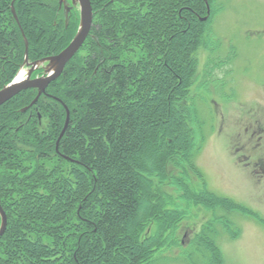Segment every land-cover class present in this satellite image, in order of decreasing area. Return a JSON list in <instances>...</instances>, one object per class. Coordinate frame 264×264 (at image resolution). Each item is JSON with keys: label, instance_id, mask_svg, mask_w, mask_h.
Segmentation results:
<instances>
[{"label": "trees", "instance_id": "trees-1", "mask_svg": "<svg viewBox=\"0 0 264 264\" xmlns=\"http://www.w3.org/2000/svg\"><path fill=\"white\" fill-rule=\"evenodd\" d=\"M23 1L0 0V88L23 63L26 42L32 62L58 53L74 31L71 23L54 25L62 15L57 0H34L42 3L35 9ZM206 2L211 8L212 0H91L87 54L78 60L76 53L65 67L74 79L66 74L63 81L57 82L61 75L50 82L24 113L10 103L31 94L23 101L29 104L33 89L0 106V205L7 219L0 264L151 263L167 218L160 213L158 231L140 240L141 205L147 204L141 194L148 190L144 174L153 169L161 176L171 158L178 167L179 158L189 163L194 144L186 121L199 124L187 88L195 81L198 48L208 41L207 19L201 20ZM34 12H47L45 34L31 19ZM126 51L130 55L121 54ZM40 102L51 121L49 133L37 126L38 117L28 115ZM181 173L160 181L180 186L190 203L211 208V199L190 195ZM221 199L212 202L232 207ZM157 201L149 219L166 199ZM213 224L203 223L196 234L201 263L218 260L210 246Z\"/></svg>", "mask_w": 264, "mask_h": 264}, {"label": "rangeland", "instance_id": "rangeland-1", "mask_svg": "<svg viewBox=\"0 0 264 264\" xmlns=\"http://www.w3.org/2000/svg\"><path fill=\"white\" fill-rule=\"evenodd\" d=\"M23 4L29 8L34 5V9L35 5L42 7L41 1L24 0ZM68 7L69 12L66 11ZM50 8L53 9V5ZM61 11L62 15L53 23L64 21L65 26L73 25L70 42L79 27V5L68 0ZM30 14L45 34L47 12L46 16L41 12ZM203 17L207 19L208 36L204 38L208 41L207 45L202 43L198 48L195 81L187 88L192 102L189 105L199 124L195 128L189 119L186 121L188 127H192L190 130L196 132L189 130L188 134L194 144L189 149V163L179 158L181 169L171 158L162 165L165 171L161 176L155 175L158 172L153 169L144 174L148 190L147 195L141 194L147 204L145 207L143 201L141 205L144 230L140 240L158 231L162 220L159 214L165 211L167 222L159 231L161 236L157 234L160 237L165 234V237L160 247L158 243L152 249L149 264H208L201 263L200 239L196 234L203 223L213 220L216 232L211 233L210 246L214 255H218L216 264H264V0H212L209 12L206 9L201 20ZM93 24L92 17L91 26ZM86 54L87 46L82 45L76 56L79 60ZM121 54L130 55L128 51ZM66 74L74 79L73 70L64 68L57 82L63 81ZM32 96L16 97L17 100L10 104L24 113L32 100L27 105L23 101ZM41 102L28 115L38 117L37 126L49 133L51 121ZM68 106L71 114L74 104L71 102ZM178 171L184 177L181 180L187 181L190 195L197 193L200 198L204 196L222 202L221 198H226L232 207L212 201L211 208L200 206L195 200L190 203L189 199H184L180 186L160 181V177L163 180L166 176L167 179L172 175L176 177ZM159 196L166 202H161L156 211L153 210L155 216L149 219L153 203H158ZM147 205L148 209H144ZM170 212L176 215L175 219L171 220ZM207 234L208 230L204 235ZM43 245L49 246L46 241Z\"/></svg>", "mask_w": 264, "mask_h": 264}, {"label": "water", "instance_id": "water-1", "mask_svg": "<svg viewBox=\"0 0 264 264\" xmlns=\"http://www.w3.org/2000/svg\"><path fill=\"white\" fill-rule=\"evenodd\" d=\"M58 1L59 4L61 5L66 0H58ZM71 2L73 4L77 2L80 5L79 28L73 39L63 50H61L56 55L48 56L42 58L41 60L34 61L31 63L27 62V58H25L24 64L30 67L27 71L25 78L20 80L17 79L16 77L10 83L6 84L0 89V106L28 88L37 90V95L34 97V99L29 105L31 106L32 104H34L35 101L38 99V97L45 92V89L48 86V84L61 74L66 63L77 53V51L85 41L92 24V8H91L90 0H71ZM12 13L14 18L17 19L14 9H12ZM43 63H46L45 66L43 67L44 75L41 77H36L31 79V74L33 70L38 68L39 65ZM66 114H67L66 121L63 129L60 132L58 141L62 137L68 123V117H69L68 109H66ZM0 218H1L0 221V237H1L6 228V215L1 206H0Z\"/></svg>", "mask_w": 264, "mask_h": 264}, {"label": "bare ground", "instance_id": "bare-ground-1", "mask_svg": "<svg viewBox=\"0 0 264 264\" xmlns=\"http://www.w3.org/2000/svg\"><path fill=\"white\" fill-rule=\"evenodd\" d=\"M26 75V68H21L20 71L18 72L17 78L23 79Z\"/></svg>", "mask_w": 264, "mask_h": 264}, {"label": "flooded vegetation", "instance_id": "flooded-vegetation-1", "mask_svg": "<svg viewBox=\"0 0 264 264\" xmlns=\"http://www.w3.org/2000/svg\"><path fill=\"white\" fill-rule=\"evenodd\" d=\"M63 6V5H62ZM61 9V8H60Z\"/></svg>", "mask_w": 264, "mask_h": 264}]
</instances>
